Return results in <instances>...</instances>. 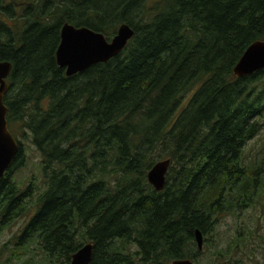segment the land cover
Wrapping results in <instances>:
<instances>
[{
  "label": "trees",
  "instance_id": "trees-1",
  "mask_svg": "<svg viewBox=\"0 0 264 264\" xmlns=\"http://www.w3.org/2000/svg\"><path fill=\"white\" fill-rule=\"evenodd\" d=\"M148 1L87 0L83 17L43 8L18 19L0 0L8 128L29 138L41 167L40 184L33 176L20 191L17 140L0 178V226L33 211L1 248L3 264H69L87 242L89 264L193 260L196 228L207 242L215 213L254 201L264 166L242 149L261 127L264 67L242 77L232 68L264 39V0ZM64 22L106 37L127 23L133 34L117 55L66 75L55 60ZM162 158L170 165L156 190L147 172Z\"/></svg>",
  "mask_w": 264,
  "mask_h": 264
},
{
  "label": "rangeland",
  "instance_id": "rangeland-1",
  "mask_svg": "<svg viewBox=\"0 0 264 264\" xmlns=\"http://www.w3.org/2000/svg\"><path fill=\"white\" fill-rule=\"evenodd\" d=\"M151 3L152 1L149 0L146 3L147 7ZM259 121L261 122L259 132L245 143L242 152L248 164L264 166V115ZM11 130L15 138L22 143V152L25 157L24 165L12 176L20 191H23L33 176L37 179L34 183L40 184V154L29 138L19 136L16 125L12 126ZM261 172H258V190L251 204L244 209L238 208L234 212L222 211L214 214L218 218L217 224L211 234L206 236L207 242L204 238V245L198 249L201 251L199 256L196 259H190L192 264H264V169ZM261 182L263 184L260 186ZM32 211L33 209L29 207L26 214L24 211L4 221V225L0 226V250L19 232ZM6 257L7 253L0 251V264H3Z\"/></svg>",
  "mask_w": 264,
  "mask_h": 264
},
{
  "label": "water",
  "instance_id": "water-1",
  "mask_svg": "<svg viewBox=\"0 0 264 264\" xmlns=\"http://www.w3.org/2000/svg\"><path fill=\"white\" fill-rule=\"evenodd\" d=\"M133 30L127 23H121L109 39L100 31L87 26H74L64 22L60 28L59 44L55 51L58 66L63 67L66 75L83 71L97 62H104L117 55L132 36ZM9 61H0V178L19 150V143L8 128L7 106L4 94L8 89L6 78L11 70ZM264 67V39L251 42L243 51L232 68L236 77L251 74ZM170 159L157 160L147 172V180L156 190L165 185V177ZM197 247L203 243L202 233L194 232ZM92 242H87L71 255L69 264H89L92 258ZM172 264H192L189 259H175Z\"/></svg>",
  "mask_w": 264,
  "mask_h": 264
},
{
  "label": "flooded vegetation",
  "instance_id": "flooded-vegetation-1",
  "mask_svg": "<svg viewBox=\"0 0 264 264\" xmlns=\"http://www.w3.org/2000/svg\"><path fill=\"white\" fill-rule=\"evenodd\" d=\"M85 1L87 0H6L5 13H6V16H8L9 18H18V19H23L26 17L34 18V17L40 16L41 14L45 13V12H42L41 10L44 8L43 11L47 10L46 13L53 15V16H57V12L62 11V13H65L67 15L69 14L75 17H83L84 15H86V13L82 11V8H84ZM57 4H60V5L63 4V5L59 6L58 8L56 6ZM65 4H67V6H64ZM79 4H82V5L79 6ZM21 24L22 23H20V26ZM70 24H73V23H70ZM73 25L77 26L75 24ZM108 37L110 38L111 36H108ZM108 37L107 39H109ZM202 238L204 241L203 234H202ZM194 239H195V236H194ZM201 248H198V249H201ZM172 261H171V264H172Z\"/></svg>",
  "mask_w": 264,
  "mask_h": 264
},
{
  "label": "bare ground",
  "instance_id": "bare-ground-1",
  "mask_svg": "<svg viewBox=\"0 0 264 264\" xmlns=\"http://www.w3.org/2000/svg\"><path fill=\"white\" fill-rule=\"evenodd\" d=\"M204 245V244H203ZM190 260V259H189Z\"/></svg>",
  "mask_w": 264,
  "mask_h": 264
}]
</instances>
